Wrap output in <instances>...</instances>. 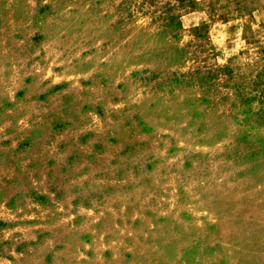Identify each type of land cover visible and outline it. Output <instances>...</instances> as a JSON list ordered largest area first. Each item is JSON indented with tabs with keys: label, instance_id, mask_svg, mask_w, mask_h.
Masks as SVG:
<instances>
[{
	"label": "rangeland",
	"instance_id": "1",
	"mask_svg": "<svg viewBox=\"0 0 264 264\" xmlns=\"http://www.w3.org/2000/svg\"><path fill=\"white\" fill-rule=\"evenodd\" d=\"M0 264H264V0H0Z\"/></svg>",
	"mask_w": 264,
	"mask_h": 264
}]
</instances>
